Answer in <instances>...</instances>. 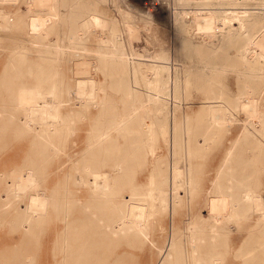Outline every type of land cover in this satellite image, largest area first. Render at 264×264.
<instances>
[{
	"label": "rangeland",
	"instance_id": "rangeland-1",
	"mask_svg": "<svg viewBox=\"0 0 264 264\" xmlns=\"http://www.w3.org/2000/svg\"><path fill=\"white\" fill-rule=\"evenodd\" d=\"M14 1L17 3V12L23 15L21 29L29 31L28 26L32 23L33 15L26 9L32 5V0H0V7L5 8L6 5ZM150 1L153 6H158L160 3L162 8V12L150 19L142 13L146 8L143 1L140 3L136 0L64 1L63 9L68 12L67 15L73 13L77 18L76 20L79 21L90 12H94L101 19V24L104 22L109 24V28L102 29L98 25L97 30H92L88 47L98 49L101 36H106L111 30L119 32L123 36V39L118 41V47L127 51L131 56H134L132 53H136L134 51H138L142 56H137L131 66L119 69L120 71L112 70L109 64L102 69L98 62L92 60V73L100 80L101 85L106 90L104 93L108 96L107 111L102 113L96 124L94 115L102 108L100 104H95L90 110L92 112L91 119H88V114L85 112L70 118L67 122L70 135L63 142L67 146L61 143L60 148L62 150L58 155L48 140L46 143H44L45 140H35V129L44 125L43 122H39V118L31 117L34 130H27L22 135L15 134L14 121L10 117L16 110L19 111V116L23 117V110L21 107L18 109L15 103L11 102L10 94L17 90H22L25 95L42 94L48 86L55 84L54 82L59 81L63 76H65L64 80L67 79L74 84L76 79L74 78L73 65L76 58L83 54L82 47L84 44L71 42L72 39H68V37L64 40L63 44L67 46L66 51L69 52L61 60L62 64L65 65L63 74L54 72L52 69L46 72L37 71L34 68L28 70L26 67L30 63L20 65V61L16 62L14 70L6 72L5 66L9 62V50L0 52V191L4 187L7 188L9 181L12 180L10 173L17 167L22 169L23 177L32 175L37 182L36 189L24 191L18 196L13 194L11 196V214L3 224H0V264H43L44 256H47L44 264H56L54 257L61 260L64 256H68L71 247L78 245L73 235L64 239L61 238L67 221L76 218L80 211L79 204L85 199L76 183V177L80 176L81 169L78 166L75 168L72 166L79 153L70 158L66 154L69 155L78 150L80 145L83 147L88 138L90 122L96 126H108L109 120L114 119L115 115L123 117L130 112L133 106L145 101L149 87L148 76L149 78L152 76L151 70L157 62L160 64L167 62L172 66L170 71L162 72L161 77L171 80L168 92L172 95L173 100L164 105L163 114L166 116L165 122L168 123L169 130L173 129V132L170 133H174V130L177 129L181 139V146L175 152V158L177 157L180 166L186 173L187 166L190 164L192 167L191 175L202 180L199 188L190 191V194L182 192L184 200L181 205L183 206L179 205L178 213H184V221L182 225L176 227L177 240L187 238L186 227L188 218L191 216L189 212H205L207 187L210 185L215 175L214 172L216 173L224 155L235 140L238 144L236 147L237 160L233 166L235 167L234 173L239 193L242 196L245 189L252 188L264 201V129L257 131L256 135L245 129L249 123V118L242 111L241 104L253 92L252 58L247 50L249 43L258 41L257 36L263 27L262 23L259 24L256 21L260 17L264 22V0ZM126 5H129L131 9ZM68 24V22L62 21L52 36L60 32H64L65 37L68 36ZM203 27L210 33L200 30ZM2 31L7 32L9 30ZM211 33L218 35L219 48L210 43L216 39L210 37L213 35ZM45 42L49 43L50 40L46 38ZM14 44L8 39H3L0 45L13 47ZM25 44L27 48L35 50L32 43L26 42ZM207 65L225 67V69L216 76L211 73L202 74V69H205ZM101 93L103 94V91ZM259 99H263V97ZM216 101H223L232 106L231 122L225 124L228 126L223 127V125L221 129L216 130L213 135H207V133L204 135V121L202 119L205 116L201 112L204 113V108ZM200 114L203 118H200ZM110 115L113 117L110 118ZM185 118H188V121ZM261 121L264 125V118ZM113 135L118 136L116 145L121 147L124 143V137L119 135L117 131H114ZM185 138L186 143L189 144L187 149ZM203 138L206 139L204 144L208 145V149L202 153L193 152L197 140L203 141ZM158 140L155 148L146 146L139 160L140 166H137L134 172L133 180L137 179L134 184L149 183L150 169L155 158L162 160L161 173L165 174L167 161L171 159V150L167 146L164 135L159 134ZM118 147H114L113 151H110L112 158L108 156L110 166L107 164L106 169L116 178L123 173L116 185L123 187V191H127L128 188L124 183L126 179H124L125 175L122 171V164L124 163L119 162V160L124 162V155ZM112 152L115 153L112 155ZM1 154L5 155L2 156ZM58 161L65 163V166L60 169L57 168L55 164ZM117 162L119 163L117 164ZM195 169L197 170L196 173ZM69 171L72 174L70 177L65 175V172L67 174ZM186 173L185 178L187 180ZM228 181L229 176H226L225 183L228 184ZM193 192L195 193L192 195ZM126 195L127 193L122 192L119 196L125 199ZM189 195L193 197L191 198ZM41 197L46 202L42 208L46 207L47 216L38 220L39 223H37L30 240H27L26 243L22 242L23 230L13 229L12 219L19 212L24 213L26 217L33 215L34 201ZM62 197L69 202L68 213H63L58 209L59 203L57 205V202ZM18 200L22 203L21 208L23 209L21 210H17L15 207ZM101 208L106 210H103L104 212H109L107 205ZM43 211L45 214V210ZM114 212L116 211H112L110 215H116ZM204 216L207 217V214ZM239 216L237 225L232 224V230L230 229L223 236L214 238L218 241L209 247L208 255L219 256V260L225 258L222 260L223 264H264V252H258L257 258L251 256L245 260L246 256L253 254L254 248L260 246L259 243L262 241L264 243V225L256 224V219L261 217V214L255 208H245L240 210ZM74 221L76 224L80 223V220L74 219ZM162 221L167 225V230L163 232L159 229L160 227H156L154 229L157 230L156 233L154 230L150 233V241H138L132 234L128 233L101 240L99 243L100 253L104 252V257L107 258L103 264H113L114 262V264L116 262L117 264L118 262L119 264H157L160 258L157 245L162 246L166 241L172 224L171 218L168 216L163 217ZM87 224L91 227L89 220ZM3 232L10 236L16 235V240L13 237L5 238L2 235ZM186 243L187 251L190 253L191 245ZM125 256L129 258L125 260ZM122 257H124L125 262Z\"/></svg>",
	"mask_w": 264,
	"mask_h": 264
},
{
	"label": "bare ground",
	"instance_id": "bare-ground-1",
	"mask_svg": "<svg viewBox=\"0 0 264 264\" xmlns=\"http://www.w3.org/2000/svg\"><path fill=\"white\" fill-rule=\"evenodd\" d=\"M64 1L32 0V5L26 9L33 15L32 23L28 26L29 31L21 29L23 15L17 12L16 1L6 5L5 8L0 7V44L3 39H8L11 43H15L13 47H3L0 45V52L2 50H9V62L5 66L6 72L14 70L16 62L20 61V65L30 63L27 67L25 66L28 70L34 68L37 71L46 72L52 69L54 72H61L63 74L65 65L62 64L61 60L69 52L66 51L67 46L63 44L64 40L68 37V39H72L71 42L84 44L82 47L83 54L76 58V62L73 65L74 78L76 79L74 84L67 79L64 80L65 76H63L59 81L54 82L55 84L48 86L42 94L33 93L25 95L22 90H17L10 94L12 98L11 102L15 103L18 109L21 107L23 110V117L19 116V111L16 108L15 113L10 117L14 121L15 134L22 135L27 130H34L31 117L39 118V122H43L44 125L35 129V140H45L44 143L48 140L51 143V147L57 151L56 155L61 153L62 148H60V145L70 135L67 123L70 118L75 117L76 114L82 115L85 112L88 114V119H91L92 112L90 110L95 104H100L102 108L94 115L96 124L102 113L104 114L107 111L106 103L108 96L104 93L106 90L101 85L100 80L92 73V60L98 62V65L102 69L106 68L107 64H109L112 70L117 71L126 66H131L135 62L134 60L137 59V56H142L138 51H134L136 53H132L134 56H131L127 51L118 47V41L123 39V36L119 32L111 30L108 31L106 36H101L100 47L98 49L88 47V40L92 35V30H97L98 25L102 29L109 28V24L105 22L101 24V19L94 12H90L79 21L76 20L77 18H75L76 16L73 13L67 15L68 12L63 9ZM188 1L206 2L210 0ZM126 6L130 8L129 5ZM152 12L144 15L149 19L153 18L156 15H153ZM62 21L69 23L68 36L65 37L64 32L52 36L56 27ZM256 22L262 23L263 27L257 36L258 41L249 43L247 50L252 58L254 87L252 94L241 103L242 111L249 118V123L245 124L246 127H244L254 134L264 129L263 122L261 121L264 118V22L260 17ZM18 28L20 29L18 30ZM5 29L9 31H2ZM200 30H204L208 34L210 33L204 27L200 28ZM211 34L213 35L210 37L216 39H213L210 43L215 46L217 45L219 48L220 43L218 42L220 40H217L218 35L216 33ZM46 38L50 40L49 43L45 42ZM26 42L32 43V46H35V50L27 48ZM215 46L213 47L215 48ZM171 67L167 62H163V64L157 62L151 70L152 76L150 78L148 76L149 87L145 101L133 106L130 112L123 117L115 115L114 119L109 120L108 126H96L90 122L88 138L85 140L83 147L80 145L78 150L69 155L66 154L70 158L79 153L77 160L72 163V166L74 168L78 166L81 169L80 176L76 177V183L85 199L79 204V214L76 215V218L67 221V225L61 235L62 239L73 235L78 245L71 247L68 256H64L61 260L54 257L56 264H103L107 258L104 257V252L100 253L101 247H99V243L101 240L104 238L110 239L112 236L115 237L114 235L120 236L128 233L132 234L138 241H150V233L156 227H160L159 229L163 232L167 230V225L162 221V218L167 216L171 218L172 224L170 225L166 241H164L162 246L160 244L157 245L160 252L157 264H223L222 260L225 258L221 257L223 259L219 260V256L208 255L209 247L215 241H218L214 239L216 236H223L230 231L232 224L237 225L240 219V210L245 208L257 209L261 217L256 219V224L264 225L263 199L252 188L245 189L242 196L239 193L234 173L235 167L233 166L237 160L236 147L238 144L237 140H235L224 155L216 173L214 172L215 175L210 185L207 187L205 212H189L191 216L188 218L186 227L188 231L187 238L177 240L176 227L182 225L184 221V213H178L179 205L183 206L181 205L184 200L182 192L189 193L198 189L202 180L191 175L192 167L190 164L187 166V173L180 166L179 160L177 157L175 158V152L181 146L180 136H178L177 129L171 134L170 132H173V129L169 130L170 127L165 122L166 116L163 114L164 105L168 101L173 100V97L168 92L171 80L162 78L161 73L167 70L170 71ZM223 69L225 67L207 65L205 69H202L201 73H211L213 76H216ZM102 91L103 94L101 93ZM262 97L263 99H259ZM231 109L232 106L223 101L212 102L205 107L204 113L201 112L205 116L202 119L204 121V135L206 133L207 135H213L223 125V127L228 126H225V124L231 122L230 117L233 113ZM109 117L113 116L110 115ZM200 118H203L201 114ZM185 119L188 121V118ZM114 131H117L119 135L124 137V143H122L121 147L116 145L119 138L113 135ZM168 133L170 134L168 135ZM159 134L164 135L167 146L171 150V159L167 161L166 172L165 174L161 173L162 160L155 158L150 169L149 183L144 184L142 182L139 184L135 182L137 184H134V181L137 179L133 180V176L136 167L140 166L139 160L147 145L150 148H155ZM245 134L247 135V133ZM205 140V138H203V141L198 139L193 152L198 151L202 153L208 149V145L204 144L206 143ZM185 145L186 149L189 148L186 138ZM114 147H118L123 151L124 162L120 160L119 162L124 163L122 164V171L125 175L123 177L126 179L124 183H126V187L128 188L127 191H123V187L121 188L116 185V182H119L123 173L122 175L119 174L116 178L106 169L108 156L111 157L110 151H113ZM115 152H112V155ZM55 166L60 169L65 166V163L58 161ZM108 166L110 165L108 164ZM194 171L196 173L197 170L195 169ZM185 173L187 174V180ZM10 174L12 180L9 181L7 188L4 187L0 191V224H3L11 214L12 194L18 196L24 191H32L37 188L36 178L32 175L23 177L20 167H17ZM65 175L70 177L72 175L71 171L67 174L65 172ZM2 176L5 175L2 174ZM226 176H229L228 184L225 183ZM122 192L127 193L125 199L119 196ZM189 196L191 197V195ZM58 203V209L63 213H68L69 202L66 201V198L62 197L57 202V205ZM43 204L46 205V202L41 197L34 201L33 215L26 217L24 213L19 212L12 219V228L23 230L21 235L22 242L26 243L27 240H30L37 227V223H39L38 220L44 219L47 216V209L46 207L42 208ZM21 205V201L19 202L18 200L15 206L16 209H23ZM104 205H107L109 212H104L106 211L105 209H103L104 211L102 210L101 207ZM43 210H45V214ZM114 210L116 211L114 212L116 215H110ZM204 214H207V217ZM74 219L80 220V223H74ZM88 220L91 223V227L87 224ZM186 242L191 245L190 253L187 251ZM262 242L259 243L260 246L258 248L252 250V255L245 257V260H248L251 256L257 258L258 252H264V243ZM259 257L261 258L262 256ZM122 258L124 260V257ZM128 258L125 256V260ZM43 260L45 263L47 256H44Z\"/></svg>",
	"mask_w": 264,
	"mask_h": 264
},
{
	"label": "built area",
	"instance_id": "built-area-1",
	"mask_svg": "<svg viewBox=\"0 0 264 264\" xmlns=\"http://www.w3.org/2000/svg\"><path fill=\"white\" fill-rule=\"evenodd\" d=\"M136 1L139 2V3L141 1H143V5L146 6V8H144V6H143V8H144V10L142 12L143 14L148 15V13L153 11L152 12L153 15H158L160 12H162V8L160 6V3L158 4V6H153V5H151V1L150 0H136ZM160 2H161V0H160Z\"/></svg>",
	"mask_w": 264,
	"mask_h": 264
},
{
	"label": "crops",
	"instance_id": "crops-1",
	"mask_svg": "<svg viewBox=\"0 0 264 264\" xmlns=\"http://www.w3.org/2000/svg\"><path fill=\"white\" fill-rule=\"evenodd\" d=\"M1 155H2V154H1ZM4 155H5V154H3L2 156H4ZM249 172H250V170H249ZM250 181H251V180H250ZM2 235H4L5 238L10 239V237H11V238L13 237V239L16 240V235L10 236L9 234H8V235L5 234L4 232L2 233Z\"/></svg>",
	"mask_w": 264,
	"mask_h": 264
}]
</instances>
